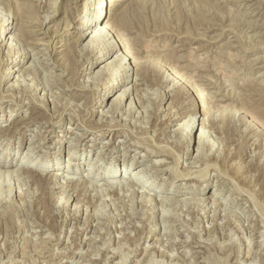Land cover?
I'll list each match as a JSON object with an SVG mask.
<instances>
[{
  "label": "rangeland",
  "instance_id": "rangeland-1",
  "mask_svg": "<svg viewBox=\"0 0 264 264\" xmlns=\"http://www.w3.org/2000/svg\"><path fill=\"white\" fill-rule=\"evenodd\" d=\"M85 2L0 0V17H10L0 31L6 38L0 41V126L10 133L0 136L1 159L11 158L15 169L48 160L46 170H37L47 177L59 160V180L78 184L84 197L62 205L56 198L72 186L63 194L62 188L41 194L27 172L0 183V264H121L124 253L126 264H264V126H255L264 119V0H182L172 9L162 0H124L109 22L123 47L113 57L130 52L141 64L126 73L115 61L107 65L113 58L102 57L104 45L84 49L91 35L80 39L88 25L76 16ZM73 55L81 61L78 70L68 60ZM10 65L16 69L8 74ZM109 66L113 75L106 74ZM173 74L186 83L165 81ZM112 76L123 82L121 89L110 90ZM19 78L23 89L12 96ZM123 88L126 96L112 111ZM180 88L191 96V107L171 120L168 114L181 106ZM132 98L135 111L128 107ZM189 112L200 120L182 153L174 130ZM29 144L34 151L28 155ZM226 161L233 171L225 173ZM128 162L132 175L140 172L137 179L119 176L127 170L108 177ZM177 168L195 170L210 187L196 193L202 180L178 179ZM87 169L95 177L105 171L106 178L93 180ZM101 184L102 192L90 190ZM214 192L219 206L207 205ZM170 196L176 203L158 202ZM186 197L207 201L199 207Z\"/></svg>",
  "mask_w": 264,
  "mask_h": 264
},
{
  "label": "bare ground",
  "instance_id": "bare-ground-1",
  "mask_svg": "<svg viewBox=\"0 0 264 264\" xmlns=\"http://www.w3.org/2000/svg\"><path fill=\"white\" fill-rule=\"evenodd\" d=\"M124 0H86V2H85V9H84V11L81 13H79L78 12V14H77V16H76V20H78V21H81V23L80 24H83V25H88V27L85 29V30H83V28H80L81 27V25H78L77 27L79 28V29H82L83 31H81V33H80V39H83L84 37H86L87 35L89 36V35H91V39L89 40V41H87L85 44H84V49L89 53H91V52H95V51H100V50H97L99 47H101V45H99V44H102V46L104 45L105 46V48L102 50L101 49V55H102V57L103 58H107L108 57V59H111V57L113 58L107 65H112V63H113V61H115V64L116 65H118V67H122V70H120V72H122V71H124L125 69H127L126 71H125V73L126 72H128L130 69H131V67L132 68H134V67H136L137 69L138 68H140V63H139V60H136V58L132 55V56H129L128 54H130V52H124V53H122V54H120V57H113L115 54H118L117 53V51L118 50H120V49H123V47H121V45H122V42H121V38H116L117 37V35L114 33V34H111V32H112V27H113V25L109 22V16L111 15V13H113V10L114 9H116L115 7L117 6V5H119L121 2H123ZM163 2H164V6L165 7H167L168 9H172L173 7H175V6H178V4H181V2H182V0H162ZM55 5V4H54ZM164 7V8H165ZM170 11V10H169ZM47 12V11H46ZM48 13V12H47ZM84 14V16L82 17V15ZM0 15H1V13H0ZM3 15V14H2ZM6 15V14H5ZM50 15H52L51 13H50ZM122 20H125V15L123 14L122 15ZM71 19V18H70ZM10 20V17H8L7 16V18L5 19V21H4V18H1L0 17V31L1 30H3V24H4V22H6V21H9ZM42 21H40V22H42V24L45 22L44 21V18H42L41 19ZM73 21V20H72ZM72 21H70V22H72ZM69 22V21H68ZM68 25H70L69 23H68ZM2 34L3 33H0V41H4L6 38L4 37V39L2 38ZM14 35V34H13ZM13 35H11L10 37H13ZM115 39H117V42H115L114 43V41H115ZM13 40V39H12ZM43 40V39H42ZM112 40V41H111ZM46 42V41H45ZM9 43V42H8ZM7 43V44H8ZM36 43H38V44H44V41H39V42H36ZM11 44V43H10ZM9 44V50L8 51H10V52H13V47H12V45H10ZM121 48H120V47ZM121 51H123V50H121ZM119 52V51H118ZM95 55H96V53H95ZM126 56L128 57V60L126 61V59H125V61L126 62H124L123 63V58H126ZM37 58V57H36ZM90 59V58H89ZM107 59V60H108ZM68 60L70 61V64L71 65H74L75 66V68L78 70L79 69V66L81 65V61L79 60V59H77V57L76 56H70V57H68ZM15 61H19V60H17V59H15ZM37 64V63H36ZM140 64V65H139ZM129 65H131L130 67H129ZM110 66H109V68H107L108 69V72L106 73V74H108V75H113V72L111 71V70H113V69H110ZM114 67V66H113ZM29 68V67H28ZM105 68V67H104ZM148 68V67H147ZM152 68V67H151ZM8 70H7V72L6 73H10L11 71H13L14 69H16V68H14V67H12L11 65L7 68ZM154 69H156V70H160L161 71V68H159L157 65L154 67ZM105 70V69H104ZM149 70V69H148ZM101 71H103V70H101ZM150 72V71H149ZM104 73V72H103ZM102 73V74H103ZM98 74H100L99 72L97 73L96 72V74H95V76H98ZM124 74V73H123ZM122 74V75H123ZM24 75H26V74H24ZM21 76H22V74H21ZM95 76H94V78H95ZM168 76V79L166 78V80L165 81H171V82H173L174 81V83L176 82V85L179 87L180 85H182V83L184 84V83H186V80L185 79H183V75L182 74H173V76H170V75H167ZM99 79V78H101L100 77V75H99V77H96V79ZM108 78H110V77H108ZM123 78V77H122ZM127 78V77H126ZM96 79H95V81H96ZM125 79V78H124ZM17 80V79H16ZM24 80V79H23ZM111 80V88H110V90L111 89H121L120 87H122V83L123 82H117V77L116 76H112V79H110ZM21 80H20V78L17 80V82L16 83H12L11 84V90L13 91V92H11V94H12V96H13V93H14V91H17V90H19V89H23V84H21ZM27 82V81H26ZM25 85V84H24ZM30 85H31V83H30ZM29 85V86H30ZM109 85V84H108ZM28 86V87H29ZM32 86V85H31ZM30 86V87H31ZM26 87V86H25ZM29 87V88H30ZM113 87V88H112ZM28 88V89H29ZM106 88H108V87H106ZM25 89V88H24ZM32 89V88H31ZM26 90V89H25ZM34 90H36V86L34 85V87H33V89H32V91H34ZM110 90H108V91H110ZM112 90V91H113ZM174 90V89H173ZM31 91V90H30ZM36 93V92H35ZM126 93H127V89L125 88H123V91H121L120 90V93L117 95V97H115V99H113V101L111 102V104L113 105V106H111V110H112V108H114V107H116V106H118L119 104H120V102H121V100L124 98V96H126ZM195 93V92H194ZM130 94V93H129ZM146 94V93H145ZM191 95V94H190ZM39 96V95H38ZM128 96V95H127ZM130 96V95H129ZM195 96V95H194ZM45 97V96H44ZM191 96H189L188 95V92L185 90V89H183V88H180L179 89V91H178V93H177V98H178V103L181 105L180 106V109L179 110H174V111H177V112H174L173 114H172V111L168 114V118H170L171 120H174V119H176V117L175 116H177L179 113H181V110L183 109V108H187V107H191V103H189V99H191L190 98ZM133 99V98H132ZM43 100H44V98H43ZM95 100V99H94ZM136 100V99H135ZM198 100H201V98H200V96H198ZM175 103H177V102H175ZM129 107V110L130 111H132L133 109H134V111L137 109V107H135L134 106V99L133 100H131L130 101V106H128ZM118 108V107H117ZM196 109V108H195ZM110 110V111H111ZM116 110V109H115ZM11 111V110H10ZM113 111V110H112ZM112 111H111V113H112ZM191 111V110H190ZM195 111V110H194ZM115 112V111H114ZM204 114H206V111L205 112H203ZM203 113H202V115H203ZM13 114H12V112H11V115H10V118H12L13 116H12ZM192 115H193V113L192 112H189V113H186V115L180 120V121H178V126L176 127V129L174 130V135H175V137H177V141H178V143H179V146H180V149H177V150H180L179 152H188V148H189V140L191 139V138H188V136L189 135H192L191 134V132H192V130L195 128V127H197V125H199V120H200V118H196V116H194V117H192ZM12 116V117H11ZM9 118V119H10ZM264 118V117H263ZM111 120V119H110ZM258 120V124L257 125H255V126H264V119H257ZM203 121L205 122L204 123V126L206 127V117L204 116V118H203ZM209 121H210V119H209ZM24 122V120H21L20 121V123H23ZM11 123H15V119L14 118H12L11 119ZM10 123V124H11ZM257 123V122H256ZM10 124H8V125H10ZM19 124V123H18ZM111 125V124H110ZM115 125V124H114ZM211 124L209 123V126H210ZM7 125H5L4 127L3 126H0V136H4L5 134H10V133H7V131H8V128H5ZM204 127V129H202V131H201V133L199 134L200 136H199V144H198V149H197V151H199V153H198V156H200V154H201V152H202V148H203V146H204V137H203V135H204V133H205V128ZM259 128V127H258ZM224 132V131H223ZM3 133V134H2ZM2 134V135H1ZM197 134V133H196ZM208 135V134H207ZM191 137V136H190ZM206 137H208V136H206ZM206 137H205V139H206ZM201 138H203L202 140H201ZM81 139V138H80ZM146 140V139H145ZM176 141V142H177ZM3 142L4 141H2L1 143H0V145H2L3 144ZM204 142V143H203ZM139 143H144V141L143 142H139ZM5 145V144H4ZM156 145H160V149H161V151H163V150H165V151H168V149H163L162 147H168L167 145L166 146H162L163 144H159V143H156ZM203 145V146H202ZM147 146H149V145H147ZM178 146V147H179ZM141 147H145V146H141ZM177 147V148H178ZM27 149V154L29 155V153H32L34 150H33V147H31V144H29L28 145V147L26 148ZM147 150H148V148H147ZM153 151L155 152L156 150H154L153 149ZM0 152H1V150H0ZM72 152H74V147L73 146H70L69 148H68V168H71V165L73 164V153ZM169 152V151H168ZM182 152V153H183ZM126 153V152H125ZM124 153V154H125ZM171 153H174L175 154V151L171 148ZM212 154H206V157L207 158H209V160H210V158L212 157L211 156ZM3 156V155H2ZM2 156H0V183H3L4 181H10L13 177H15L18 173H20V172H27V173H30V175L28 176L27 175V177H29V178H31L30 179V181H32V182H34V183H37L38 184V191H40L41 190V194L44 192V193H46V194H50V193H53L54 192V190L56 189V188H62L63 189V191L61 192L62 194L67 190V188L70 186H72V188L71 189H69L68 191H69V193L68 194H66V196L64 197L62 194V196H58L57 198H56V202L58 201V202H60V203H62V205H64L65 203H68L70 200H71V198H75V197H77L78 196V199H79V201L80 200H84V197H82L81 199H80V196H81V193H82V191L81 190H78V184H73L72 182L70 183L69 181H68V179H67V181H65V182H63L64 180H62V181H60L59 180V178H58V174L60 173L59 172V170H60V168H59V165H60V161L58 160L57 162L54 160L53 161V169H52V173L50 174V176L49 177H47L45 174H43V172H39V171H37V170H39L38 168H40L42 171L43 170H46L47 169V167H48V165H49V163H48V160L47 161H43V163H41V162H36L35 161V159L33 160V161H30V164L28 165V167H27V163H23V162H20L19 164H20V166L18 167V168H13V161L11 160V158H9L8 157V159H1V157ZM31 156V155H30ZM65 153H64V160H65ZM197 156V155H196ZM5 157V156H4ZM53 158V157H52ZM176 160L178 161V163H179V160L182 158V154H180V156H176ZM61 159V158H60ZM63 159V158H62ZM22 160V159H21ZM206 160V159H205ZM208 160V159H207ZM216 161L218 162V160L216 159ZM156 162H158V161H156ZM223 165H222V167L223 168H225V173H228V169H226L227 167H230V171H233V168H232V165L230 164L229 165V163H227V161H226V163H222ZM34 165H38L35 169L36 170H33L32 168H34L33 166ZM55 166H57V168L55 167ZM109 167V166H108ZM139 167H141L140 169L142 170V171H144L145 169H147L146 167H142V165H140ZM193 167H195V166H193ZM110 168V167H109ZM128 168H129V162L128 163H123V165L122 166H120V168H115L114 170H112L109 174H108V177L109 178H116L118 175H117V173H118V171H121V170H127V171H125V173H120V175L119 176H123L124 174V177H128V179L129 180H134V179H131V178H135V179H137L138 177H137V175H139V173L140 172H137V174H131L129 171H128ZM222 168V169H223ZM91 169H93V166H92V168ZM91 169H87L88 170V172H87V174L85 175V176H92L91 178L93 179V180H95L96 178H106L105 177V171L103 172V171H99L100 172V174L99 175H96V177L91 173ZM104 169H107L106 167L104 168ZM139 171V170H138ZM146 171V170H145ZM148 171V170H147ZM51 172V171H50ZM95 172V171H94ZM196 171L195 170H192V169H189V168H186V169H184V170H178V168L177 169H175V173H174V175L176 176V178H178V179H198V181H201L202 179L201 178H203L201 175H195L194 173H195ZM119 174V173H118ZM19 176V175H18ZM63 176V175H62ZM71 177V176H70ZM201 177V178H200ZM73 179V178H72ZM2 180V181H1ZM70 180V179H69ZM122 180V179H121ZM73 181V180H72ZM75 181V180H74ZM114 181V180H113ZM126 181V180H125ZM205 181H207V180H202L200 183H199V185H198V187H196V189H195V192L196 193H199L200 191H201V189L203 190V191H205V190H207L210 186H209V184L208 185H205ZM61 182H63V183H65V184H61V185H59V183H61ZM108 182H110V181H108ZM133 182H135V181H133ZM9 183V182H8ZM103 183V182H102ZM113 183V182H112ZM116 183V182H115ZM115 183L114 184H110V183H107V184H110V190H109V192L110 193H116L117 192V190H118V186L116 187L115 186ZM10 184H12V183H9V185ZM88 184V181H86L85 183H84V188L86 187V189L87 190H89V188H91V187H89L90 185H87ZM117 184V183H116ZM7 185V184H6ZM73 185H75L74 187H73ZM104 185V184H103ZM122 186H124L123 184H121ZM5 186V185H4ZM92 186V185H91ZM2 189H3V187H1ZM103 187H102V184L101 185H94L93 187H92V189H90V190H96L97 191V193L98 192H102L104 189H102ZM158 188V187H157ZM159 189H161V188H159ZM71 190H74L73 191V193L71 192L70 193V191ZM158 190V189H157ZM4 191H7V190H5V188H4ZM9 191H10V189H9ZM106 191V190H105ZM120 191V190H119ZM1 192H2V190H1ZM0 192V193H1ZM75 192H77L76 193V196H74L73 197V194L75 193ZM133 192V191H132ZM10 193H13L12 192V190H11V192ZM10 193H8V195H11ZM120 193V192H119ZM45 194V195H46ZM45 195H44V197H45ZM52 195V194H51ZM5 196V195H4ZM53 196V195H52ZM51 197V196H50ZM49 197V198H50ZM90 197V196H89ZM167 197V196H166ZM45 198H47V197H45ZM86 198V197H85ZM150 198V197H149ZM186 198H188V202H190L191 201V198L190 197H186ZM190 198V199H189ZM48 199V198H47ZM93 199V198H92ZM157 199V198H156ZM183 199L185 200V198H181L180 199V201H182L183 202ZM205 199V198H204ZM209 200H208V202H207V205H209V202H211V203H213V204H216L217 206H219V205H221V202H219V200L221 199V197L218 195V193H216V192H214V193H212V196L210 197V198H208ZM0 200H3V198L1 197V194H0ZM42 200V199H41ZM46 200V199H45ZM106 200V199H105ZM147 200H148V198H147ZM43 201V200H42ZM89 201V200H88ZM91 202H93L92 200H90ZM192 201H193V199H192ZM191 201V205L192 204H194V205H196V206H199V207H202L203 205H204V203L206 204V201L207 200H201V199H199L198 198V200H194L193 202ZM48 202V201H47ZM158 202H160L162 205L163 204H168V203H170V205L171 204H173V203H176V202H173L172 201V198H171V196H170V198H160L159 199V201ZM186 202V201H185ZM188 202H186V203H184L183 202V204L185 205V204H187ZM218 203V204H217ZM43 204V203H42ZM129 204V203H128ZM47 205V204H46ZM206 205V206H207ZM43 207V206H42ZM47 207V206H46ZM64 207V206H63ZM107 208V207H106ZM220 209H221V207H219ZM130 209V208H129ZM76 211H78L77 210V208L75 209ZM165 210V209H164ZM169 210V209H168ZM103 211V210H102ZM166 211V210H165ZM95 212V211H94ZM98 213V212H97ZM96 213V214H97ZM95 214V215H96ZM14 224V223H13ZM12 225V224H11ZM4 226V225H3ZM14 226V225H13ZM4 229V228H3ZM9 229V228H8ZM171 233H173V232H171ZM128 255L127 254H122V256H121V264H126V259L128 258L127 257ZM213 262V261H212ZM215 262V261H214ZM213 262V263H214Z\"/></svg>",
  "mask_w": 264,
  "mask_h": 264
}]
</instances>
